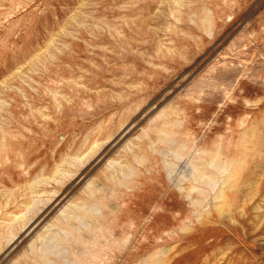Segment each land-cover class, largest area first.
Wrapping results in <instances>:
<instances>
[{
  "label": "rangeland",
  "instance_id": "rangeland-1",
  "mask_svg": "<svg viewBox=\"0 0 264 264\" xmlns=\"http://www.w3.org/2000/svg\"><path fill=\"white\" fill-rule=\"evenodd\" d=\"M0 264H264V0H0Z\"/></svg>",
  "mask_w": 264,
  "mask_h": 264
},
{
  "label": "bare ground",
  "instance_id": "bare-ground-1",
  "mask_svg": "<svg viewBox=\"0 0 264 264\" xmlns=\"http://www.w3.org/2000/svg\"><path fill=\"white\" fill-rule=\"evenodd\" d=\"M233 174V173H232ZM54 245V244H53ZM47 259V258H46Z\"/></svg>",
  "mask_w": 264,
  "mask_h": 264
}]
</instances>
